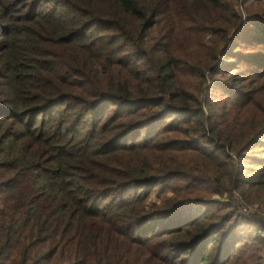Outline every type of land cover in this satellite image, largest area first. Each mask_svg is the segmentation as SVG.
<instances>
[{"label": "trees", "instance_id": "trees-1", "mask_svg": "<svg viewBox=\"0 0 264 264\" xmlns=\"http://www.w3.org/2000/svg\"><path fill=\"white\" fill-rule=\"evenodd\" d=\"M0 264H264V0H0Z\"/></svg>", "mask_w": 264, "mask_h": 264}, {"label": "rangeland", "instance_id": "rangeland-1", "mask_svg": "<svg viewBox=\"0 0 264 264\" xmlns=\"http://www.w3.org/2000/svg\"><path fill=\"white\" fill-rule=\"evenodd\" d=\"M234 200H236V203L239 204L240 206H245L247 208V210L249 211V213H252L255 210L254 206L248 205L244 200L241 199V197L234 196ZM237 208H238V206H237Z\"/></svg>", "mask_w": 264, "mask_h": 264}, {"label": "built area", "instance_id": "built-area-1", "mask_svg": "<svg viewBox=\"0 0 264 264\" xmlns=\"http://www.w3.org/2000/svg\"><path fill=\"white\" fill-rule=\"evenodd\" d=\"M237 197V196H236ZM238 210L241 214L243 215H248L249 214V211L247 210V208L245 206H240L238 204Z\"/></svg>", "mask_w": 264, "mask_h": 264}]
</instances>
